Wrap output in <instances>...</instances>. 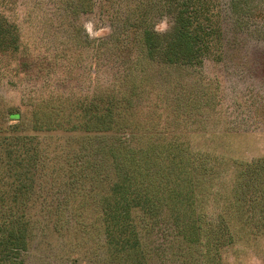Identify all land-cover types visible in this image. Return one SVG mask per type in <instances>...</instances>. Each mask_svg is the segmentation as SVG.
Returning a JSON list of instances; mask_svg holds the SVG:
<instances>
[{
	"label": "rangeland",
	"instance_id": "rangeland-1",
	"mask_svg": "<svg viewBox=\"0 0 264 264\" xmlns=\"http://www.w3.org/2000/svg\"><path fill=\"white\" fill-rule=\"evenodd\" d=\"M68 1L14 0L9 11L6 10L20 27L22 52L17 60L0 55V142L17 136H37L39 141L34 145L45 164L28 174L34 180L30 190L41 192L38 197L31 194L26 201L30 226L25 264H119L115 262L119 257L112 256L107 246L100 225L103 214L98 212L94 201L88 200L83 215H76L70 207L72 201L67 202V198L75 184L87 186L85 194L95 193L94 198L107 194L114 178L107 164L108 148L118 146V139L134 146H140L144 139L142 143L130 142L126 126L120 128L114 121L103 120V115L115 118L113 112L108 115L105 110L101 101L104 99H98L99 102L91 99L92 60L87 45L90 40L112 35L109 19L98 7L90 13L76 12ZM222 1L224 60L207 61L197 71H175L172 80L164 82L158 76L157 82L164 88L159 96L167 97L169 90V95L179 94L187 101L195 96L204 103L208 100V106L196 111L201 113L200 119L208 121L205 130H201L198 118L192 124L185 121L187 128L179 133H193L201 147L217 157H225L226 161L251 163L264 157V0H251L249 14L243 17L231 13L230 0ZM154 26L158 32H171L174 19L160 14ZM77 48L86 49L80 60L76 58ZM76 62L81 63L80 67H75ZM76 76H82L81 80L76 81ZM102 78L103 75L99 82L104 85ZM103 88L97 91L98 95H103ZM80 92L87 93L82 99L88 103L83 106L93 103L90 111L76 104L70 108L66 103L63 109L53 108L54 103L49 100L38 105L41 103L38 97L45 99L55 93L66 99ZM88 112L97 119L93 116H89L92 121L82 119ZM154 112L159 116L156 128L162 130L163 109L154 111L153 106L146 105L139 111L140 118L154 119ZM17 113L19 120L9 119ZM86 123H91L90 130H77ZM0 154L3 159L4 154ZM216 201L211 200L205 208L207 224L202 225L208 228V235L202 237L201 243L209 249L220 240L224 247L216 255L219 262L209 263L264 264V214L251 211L245 218L235 219L227 214L223 203ZM203 209L204 206L198 210ZM222 216L226 221L221 222ZM132 217L138 234L135 243L141 253L140 264H206L199 248L182 244L168 207L155 216H145L139 210ZM222 224L231 231L220 238L218 226ZM121 262L129 264V258Z\"/></svg>",
	"mask_w": 264,
	"mask_h": 264
},
{
	"label": "trees",
	"instance_id": "trees-1",
	"mask_svg": "<svg viewBox=\"0 0 264 264\" xmlns=\"http://www.w3.org/2000/svg\"><path fill=\"white\" fill-rule=\"evenodd\" d=\"M13 1L0 0V55L17 60L22 52L21 31L6 14ZM76 1V5L74 0L67 2L73 4L76 12L90 13L100 8L113 31L109 38L93 39L87 45L92 60L89 73L93 91L91 99H104L101 101L108 115L114 113L115 118L103 115L104 121H114L120 128L126 126L124 129L129 130L127 139L130 142L143 139L144 142L134 146L122 139L116 140L119 145L106 152L107 164L114 173L108 193L94 198L95 193L85 194L87 186L73 185L67 198V202L73 203L70 205L72 213L83 215L89 204L87 201H94L98 212L104 215L100 225L107 246L112 250L111 255L120 259L115 262L122 264L121 261L129 258L127 263L137 261L140 264L141 253L135 243L138 234L132 216L139 210L145 216H155L168 207L175 219L178 237L184 242L182 244L199 248L203 263H218V251L224 247L221 241L209 249L201 243L202 237L208 235V228L202 225L207 224L205 208L216 199V204L223 203L227 214L235 219L245 218L251 211L264 214V157L251 163L226 161L225 157H217L201 147L193 133H179L186 130V122L192 124L198 118L203 126L201 130H205L208 121L200 119L201 113L196 111H201L209 101L204 103L196 96L187 101L182 95H169V90L166 91L167 97H161L159 93L164 88L157 81L158 76H162L164 82L169 78L172 80L171 74L175 71H197L207 61L220 63L224 60L223 1ZM250 1L230 0L231 13L237 17L247 16ZM163 13L174 19L171 32L161 33L155 29V19ZM85 50L77 48L76 58H81ZM80 64L76 62L75 67ZM102 75L104 85L99 82ZM81 78L75 77L76 81ZM102 88L104 93L100 96L97 91ZM86 94L80 92L74 95L75 98L64 99L62 94L51 93L45 99L38 97L41 102L38 105L49 100L54 103L53 108L63 109L66 103L70 108L78 105L90 111L93 103L82 105L88 103L82 99ZM146 105L153 106L154 111L163 109L165 124L162 130L156 128L159 127V116L155 112L154 119L140 118L139 111ZM94 115L88 112L82 119L92 121L89 116L95 118ZM9 119L19 120L20 114L10 115ZM90 125H79L77 130H90ZM36 140L37 136H17L0 142V153L4 154V158H0V264L26 263V235L30 226L26 201L31 194L37 196L41 192V189L36 190L38 193L33 191L34 188L30 190L34 180L28 174L37 170V166L45 165L36 151L34 144L39 141ZM232 171L236 172L228 178ZM202 206L203 211H199ZM224 221L226 219L222 216L221 222ZM218 227L220 238L231 231L225 224ZM115 236L126 239H113Z\"/></svg>",
	"mask_w": 264,
	"mask_h": 264
}]
</instances>
